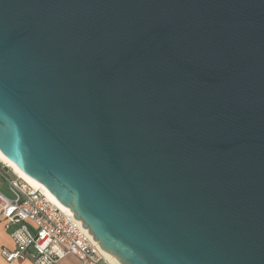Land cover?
Listing matches in <instances>:
<instances>
[{"label":"water","instance_id":"obj_1","mask_svg":"<svg viewBox=\"0 0 264 264\" xmlns=\"http://www.w3.org/2000/svg\"><path fill=\"white\" fill-rule=\"evenodd\" d=\"M0 153L119 264H264V0H0Z\"/></svg>","mask_w":264,"mask_h":264},{"label":"built area","instance_id":"obj_2","mask_svg":"<svg viewBox=\"0 0 264 264\" xmlns=\"http://www.w3.org/2000/svg\"><path fill=\"white\" fill-rule=\"evenodd\" d=\"M11 175L5 178L11 197L0 190V222L13 244L12 250L1 251L6 264H58L66 257L78 264H109L80 222L42 191Z\"/></svg>","mask_w":264,"mask_h":264},{"label":"bare ground","instance_id":"obj_3","mask_svg":"<svg viewBox=\"0 0 264 264\" xmlns=\"http://www.w3.org/2000/svg\"><path fill=\"white\" fill-rule=\"evenodd\" d=\"M0 163H2L3 165H5L7 168H9L11 170V172L16 175L19 179H21L22 181H25L28 185L32 186L35 189H39L40 191H42L45 195H47L45 193V191H43L37 184H35L28 176H26L23 172H21L19 169H17L15 166H13L1 153H0ZM47 197H49L47 195ZM50 198V197H49ZM51 199V198H50ZM52 200V199H51ZM53 201V200H52ZM54 202V201H53ZM55 203V202H54ZM56 204V203H55ZM57 205V204H56ZM58 206V205H57ZM59 208H61L60 206H58ZM62 210L66 211L67 213L71 214L72 213L68 210H65L63 208H61ZM99 246V245H98ZM101 254L103 255V257L105 258V260L109 263V264H119L117 261H115L110 255H108L107 253H105L104 251L101 250Z\"/></svg>","mask_w":264,"mask_h":264},{"label":"crops","instance_id":"obj_4","mask_svg":"<svg viewBox=\"0 0 264 264\" xmlns=\"http://www.w3.org/2000/svg\"><path fill=\"white\" fill-rule=\"evenodd\" d=\"M2 249H13V244L7 235V233L4 230L3 223L0 222V264H6L3 258L1 257V251ZM13 264H31L30 261L25 260L22 262H16ZM58 264H78V261L73 257H66L64 260L59 262Z\"/></svg>","mask_w":264,"mask_h":264},{"label":"rangeland","instance_id":"obj_5","mask_svg":"<svg viewBox=\"0 0 264 264\" xmlns=\"http://www.w3.org/2000/svg\"><path fill=\"white\" fill-rule=\"evenodd\" d=\"M5 178H12L11 170L6 169L0 165V190L6 196L11 197V194L8 192L7 189V182L5 181Z\"/></svg>","mask_w":264,"mask_h":264}]
</instances>
